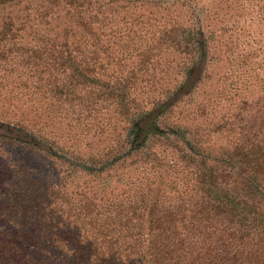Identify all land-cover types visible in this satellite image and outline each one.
<instances>
[{"label": "trees", "instance_id": "1", "mask_svg": "<svg viewBox=\"0 0 264 264\" xmlns=\"http://www.w3.org/2000/svg\"><path fill=\"white\" fill-rule=\"evenodd\" d=\"M0 264H264V0H0Z\"/></svg>", "mask_w": 264, "mask_h": 264}, {"label": "rangeland", "instance_id": "2", "mask_svg": "<svg viewBox=\"0 0 264 264\" xmlns=\"http://www.w3.org/2000/svg\"><path fill=\"white\" fill-rule=\"evenodd\" d=\"M226 6V4H222L220 5L221 8H224ZM6 119L7 120H10L12 122H17V116L14 115L13 113H8L7 116H6ZM160 143H156L153 145V149L156 150V149H162L164 146L163 145H159ZM127 167H124V168H119L118 169V173H121V172H125L127 171Z\"/></svg>", "mask_w": 264, "mask_h": 264}]
</instances>
